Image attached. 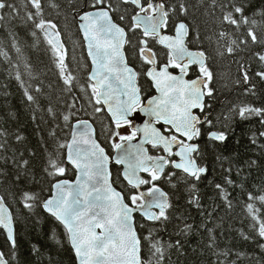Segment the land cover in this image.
<instances>
[{"label":"trees","instance_id":"trees-1","mask_svg":"<svg viewBox=\"0 0 264 264\" xmlns=\"http://www.w3.org/2000/svg\"><path fill=\"white\" fill-rule=\"evenodd\" d=\"M137 1L142 7L160 3L167 33L177 23L184 24L188 48L204 55L209 72L204 112L198 117L206 124L211 113L213 130L228 137L226 144L215 148L206 139L199 141L194 158L200 168L207 165L206 176L191 178L166 166L157 180L168 200L165 212L153 222L135 216L142 264H264V251L252 243L264 239V200L247 197L248 192L255 197L264 190V119H260L264 76L256 75L264 72V0ZM0 2V198L16 225L15 243L0 234V257L8 264H73L65 228L60 234L62 247L59 236L49 234L50 229L56 231L53 223L45 222L36 205L65 168L67 179L73 180L66 144L74 122L89 120L98 142L112 154L109 141L115 127L95 100L76 22L86 5L84 0H39L37 5L30 0ZM104 2L115 23L137 34L129 37L125 54L145 97L148 64L141 52L148 49L159 65L165 63L163 53L155 48L158 41L133 25L132 0H119L118 7ZM45 24L58 32L63 55L43 34ZM245 72L251 79L245 78ZM198 129V136L201 130L207 134L202 124ZM148 151L152 157L163 154L158 147L148 146ZM111 168L114 177L119 167ZM112 184L128 202L134 189L121 178ZM36 241L49 247L34 253ZM233 250L245 251L250 258Z\"/></svg>","mask_w":264,"mask_h":264},{"label":"water","instance_id":"water-1","mask_svg":"<svg viewBox=\"0 0 264 264\" xmlns=\"http://www.w3.org/2000/svg\"><path fill=\"white\" fill-rule=\"evenodd\" d=\"M30 2L36 5L39 0ZM80 15L76 22L90 63L88 79L97 90L96 100L111 122H125L140 101L136 72L127 64L124 52L126 33L117 23H113L108 9L97 10L94 17L85 15L83 20ZM164 21L161 9H157L154 16L139 15L138 19H134L144 34L157 37L159 44L178 63H182L181 72L177 75L170 73L166 65L147 70L146 77L156 95L146 100L140 109L145 122L131 124L137 137L122 142L110 157L96 140L95 128L90 121L80 120L71 125L66 162L79 179L68 180L52 189L55 198L50 201L49 210L64 224L69 244L78 253L79 264H142L134 216L153 222L158 212L165 211L168 200L160 188L150 193L142 192L141 174L152 168L161 174L167 157L179 144L178 141L168 140L154 123L162 122L186 139L188 144L195 136L194 112L202 107L205 100L204 81L201 78L187 81L186 76L190 66L203 67L206 61L201 53L187 48L186 29L182 22L177 23L173 34L169 35L163 33ZM81 24L84 26L81 27ZM42 32L62 54L63 45L57 31L45 25ZM144 55L152 61L149 51H145ZM147 145L161 147L165 157L151 159ZM196 150V144L177 148L175 155L179 161L174 163V168L190 177L202 174L203 168L199 169L195 160L189 157ZM111 164L121 167L123 180L143 198L141 205L126 204L122 194L112 186ZM98 225L103 227L98 228ZM0 227L13 244V218L2 198ZM0 264L8 263L0 257Z\"/></svg>","mask_w":264,"mask_h":264},{"label":"snow or ice","instance_id":"snow-or-ice-1","mask_svg":"<svg viewBox=\"0 0 264 264\" xmlns=\"http://www.w3.org/2000/svg\"><path fill=\"white\" fill-rule=\"evenodd\" d=\"M84 3L86 5V7L82 10V13L80 15V19L83 20L84 16L87 15L89 17H94L97 10H106V6H105V2L104 0H99V4H97L96 0H91V3H89V0H84ZM0 6H3L2 4H0ZM108 6H112V7H118L119 6V0H116V4L113 5L112 4V0H108ZM250 7V6H249ZM125 10H127V6H125ZM245 15V19H247V13H244ZM132 18L133 19H138L139 18V13L138 10H136L135 8H133V12H132ZM121 20L124 19L123 16L120 17ZM256 23H259V21H254ZM113 23H115V19H113ZM84 25L81 24V27H83ZM125 31H127V29H125ZM194 70V69H193ZM211 71V69H209ZM257 76H264V72H257L256 73ZM244 76L246 79H251V77L249 76V74L247 72L244 73ZM251 87L254 89L255 85H251ZM155 90H153L154 93ZM215 92L214 89L209 90V95H213ZM245 92L247 93V88L245 89ZM151 97L150 96H146L144 97V100H150ZM207 107H211V105H206ZM264 111V110H262ZM199 112L203 113L204 109L203 107H201L199 109ZM207 123H204L203 118L201 119V124L203 127L207 128V134L205 135V133L203 132V130H201V134L196 138L197 139V143H196V148L197 150H199V141L201 139H206L208 142H210V146L215 148L217 144H226L227 142V134L224 132H217L215 130H213V119L211 116V113L207 114ZM67 118V117H66ZM260 119H264V116L260 117ZM129 120L131 122V124H143L145 122V116L142 112L140 111H136L134 113H132L129 117ZM159 127H163V124L161 122V124L159 125ZM129 131V126H124V128L122 130H119L117 132V136L118 137H122L128 134ZM115 139V138H114ZM107 151V150H106ZM217 159H219V157H217ZM226 159V158H225ZM110 172L112 171V168L110 167ZM231 167L228 168V172L231 173ZM203 174L206 176L207 175V165L204 166L203 168ZM119 171L116 172L115 176H110V182L113 179H119ZM73 179H79V176L77 174L74 173ZM148 179L151 180V186L154 187H159V184L157 182V180L152 179L151 174H148ZM199 179V178H197ZM68 179H67V168H65L64 171H62L59 176H56L53 178L52 183H50L49 185V192L48 195L44 198V200L40 203H38L36 205V207L40 210V213L43 214V216L45 217V222L47 221H51L53 223V227L56 228V231H52L51 229L49 230V234L51 236H53V238H56L57 236H59V243L61 244V246L63 247V237L62 235H60L63 232V227L64 224L61 223V219H57L56 216L52 215V213L49 210V206H50V201H52L55 198V193L53 191H51V189L53 188H58L60 187V185L62 183H67ZM229 183H232V181L229 178ZM150 185L148 183H145L144 187L147 188ZM235 186V185H233ZM133 197L136 195V191L133 190L132 193ZM230 195V194H229ZM247 197L248 198H256L258 197L261 200H264V190L258 191L256 193V196L254 197L252 192H248L247 193ZM252 205H249V208H251ZM36 215V222H39L40 216ZM67 221H65L66 223ZM98 228H102L103 225H98ZM16 231V225L13 224V233L15 234ZM0 234H3L5 236V239L7 240V234L4 233V230L2 228H0ZM246 239H251L246 237ZM13 243H15V238L13 236ZM252 243L255 244V246L257 248H259L261 251H264V239H259V241H252ZM49 246L47 245H42L39 241H36L33 244V249H34V253L35 252H39L42 251L44 248H47ZM69 251L71 253V257L73 260V264H79V257H78V253L76 251L72 250V247L69 246ZM233 252L236 253L237 256L239 257H245V258H250L247 256V253L245 251H237V250H233ZM142 257H143V252L141 253ZM49 261H51V255L49 254L48 257Z\"/></svg>","mask_w":264,"mask_h":264},{"label":"flooded vegetation","instance_id":"flooded-vegetation-1","mask_svg":"<svg viewBox=\"0 0 264 264\" xmlns=\"http://www.w3.org/2000/svg\"><path fill=\"white\" fill-rule=\"evenodd\" d=\"M133 5H135L136 9L138 10V13H139L140 15H143V16H151V15H153V14H154L153 9H154V8L156 9V7H152V6L142 7L138 2H137V3H133ZM125 33H126V42L128 41L129 37H131V38H133V37H137V34L132 33L131 31H125ZM164 33L169 34V35L172 34V32H171V33H167V32H165V31H164ZM143 35H144V34H143ZM151 41L154 42L153 40H151ZM141 44H143V45L145 46V45H146V41H145V40H142V41H141ZM158 45H159V44H158ZM155 48H156V51L160 53V55L163 53V55H164V60H165V64L168 66L170 72H171L172 74H174V75L179 74V73H180V70H181V64H182V63H177V62H175V60L171 57V55L169 54V52H168V51L165 52V50H164L163 48H161L160 46H158V47L155 46ZM133 63H134V65H135L136 67L139 66L137 61H134ZM162 64H164V63H162ZM162 64H160V65H162ZM160 65H158V67H159ZM193 69H194V70H193ZM204 69H205L204 67L201 68V67H198V66H196V65H193V66L189 67V69H188V74H187V76H186V80H187V81H192V80H195V79L200 78V77L203 78V80H204V84H205V86H204V91L206 92V89H205V88H206V81H205V79H206V73L203 72ZM144 74H145V73H144ZM145 78H146V77H145ZM146 81H148V80L146 79ZM154 94H155V92L153 93V88H152L151 84L148 82V84H147L146 87L144 88V95H145V97H146V96H150V97H151V96H153ZM142 101L144 102L145 100H142ZM139 106H141V103H140ZM139 106H137L136 108H134V112L138 111ZM198 112H199V111H196V112H195V115L197 116V118H198V120H199ZM200 123H201V122H200ZM199 125H200V124H199ZM199 125H198V126H199ZM124 126H127V124L118 125V126H115V128H118V127L124 128ZM198 126L196 125V127H195V131L197 130V131H196V137H195V138H197L198 133H199ZM157 127L159 128V130H160L164 135H166L167 137H169L171 140H177V141H179V145H186V144H187V143H186V139H183V138L179 137L178 135H175L174 133L168 135V134L166 133V132H169L168 129H166V128H161V127H159V125H157ZM134 136H135V133H134L132 130L129 129V131H128V136H126V137H125L124 139H122V140H125V139L130 138V137H134ZM195 138H194V140H195ZM122 140H121V141H122ZM194 140H193V142H194ZM195 142H196V141H195ZM109 149L112 150L111 142H110V141H109ZM175 151H176V148H174L173 153L168 157V160H167V162H166V164H165V167L168 166V165H170L171 168H173V167H172V166H173V162H175V161L178 160V159L175 157ZM164 156H165V154H164V152H163V155L159 156V158H163ZM191 157L193 158V157H194V154L191 155ZM164 169H165V168H164ZM148 174H151L152 179H155V180L159 177L158 175H156V174L154 173V170L149 171V172L147 173V175H148ZM162 174H163V172H162ZM162 174H161V175H162ZM120 177H121V175H120ZM146 177H147V180H144V181H143V185H145V183H148L150 186L147 187V188H145V187L143 186L144 190H142V191H143V192H146V193H149V192H151L152 189H154V188H156V187L151 186V180L148 179V176H146ZM160 177H161V176H160ZM128 202H129L130 204L137 205V204H141V203H142V199L136 194L134 197H133V196L129 197Z\"/></svg>","mask_w":264,"mask_h":264},{"label":"rangeland","instance_id":"rangeland-1","mask_svg":"<svg viewBox=\"0 0 264 264\" xmlns=\"http://www.w3.org/2000/svg\"><path fill=\"white\" fill-rule=\"evenodd\" d=\"M76 18H77V17H76ZM263 62H264V59H263ZM203 72H207L206 69H204ZM207 80H208V72H207ZM122 129H123V128H121V127L116 128L115 135L113 136L112 141H111V143H112L113 146H115L118 142H120L122 139H124L126 136H128V134L125 135V136H122V137H118V136H117V132H118L119 130H122ZM114 138H115V139H114Z\"/></svg>","mask_w":264,"mask_h":264},{"label":"bare ground","instance_id":"bare-ground-1","mask_svg":"<svg viewBox=\"0 0 264 264\" xmlns=\"http://www.w3.org/2000/svg\"><path fill=\"white\" fill-rule=\"evenodd\" d=\"M39 4V3H38ZM107 8V7H106ZM108 9V8H107ZM111 13V12H110Z\"/></svg>","mask_w":264,"mask_h":264}]
</instances>
